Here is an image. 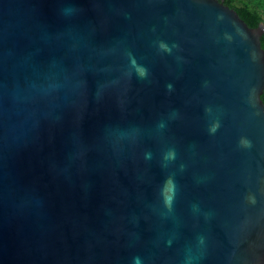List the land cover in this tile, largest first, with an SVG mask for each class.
I'll list each match as a JSON object with an SVG mask.
<instances>
[{"label": "water", "instance_id": "water-1", "mask_svg": "<svg viewBox=\"0 0 264 264\" xmlns=\"http://www.w3.org/2000/svg\"><path fill=\"white\" fill-rule=\"evenodd\" d=\"M263 32L218 0H0V264H264Z\"/></svg>", "mask_w": 264, "mask_h": 264}, {"label": "trees", "instance_id": "trees-1", "mask_svg": "<svg viewBox=\"0 0 264 264\" xmlns=\"http://www.w3.org/2000/svg\"><path fill=\"white\" fill-rule=\"evenodd\" d=\"M233 9L248 27L255 28L264 17V0H218ZM260 44L264 49V32L260 36ZM264 103V89L260 96Z\"/></svg>", "mask_w": 264, "mask_h": 264}, {"label": "built area", "instance_id": "built-area-1", "mask_svg": "<svg viewBox=\"0 0 264 264\" xmlns=\"http://www.w3.org/2000/svg\"><path fill=\"white\" fill-rule=\"evenodd\" d=\"M263 25H264V17H263V20H262V22H261Z\"/></svg>", "mask_w": 264, "mask_h": 264}]
</instances>
